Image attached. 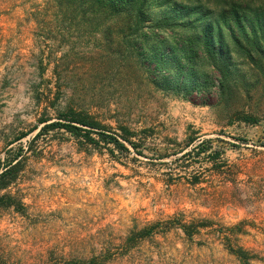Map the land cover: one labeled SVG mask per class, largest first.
<instances>
[{
    "label": "rangeland",
    "instance_id": "1",
    "mask_svg": "<svg viewBox=\"0 0 264 264\" xmlns=\"http://www.w3.org/2000/svg\"><path fill=\"white\" fill-rule=\"evenodd\" d=\"M124 2L152 33L104 63L86 8L0 0V160H22L0 191V264H241L211 232L231 227L264 264V0ZM69 110L126 150L43 129ZM173 219L208 227L139 238Z\"/></svg>",
    "mask_w": 264,
    "mask_h": 264
},
{
    "label": "trees",
    "instance_id": "2",
    "mask_svg": "<svg viewBox=\"0 0 264 264\" xmlns=\"http://www.w3.org/2000/svg\"><path fill=\"white\" fill-rule=\"evenodd\" d=\"M57 6L62 8H69L75 4L78 9L86 8L89 16L92 19H102L103 26V39H104V63H108L112 55L120 54L122 52L135 50L139 41L148 39L149 34L152 33V29H148L145 26L144 10L142 6L126 3L124 0H52ZM191 27V25H188ZM147 27V28H146ZM152 28V27H151ZM160 30L162 27L157 26ZM221 35L217 39H221ZM207 45L206 49L212 53L222 56L221 50H216L213 42L209 39L208 35L204 36ZM210 40V41H209ZM62 119L57 122L47 124L44 126V130H64L73 136H80L93 141L90 135L92 132H98L97 134L104 138H108L107 143H111L117 150H126L124 143H121L118 136L111 134L108 136L105 132V127L101 126L95 121L93 117L83 112H74L69 110L59 115ZM243 121L249 124L256 122L255 118L244 117ZM47 121L40 120V124ZM106 142V141H105ZM203 143L192 146L190 151L183 153L180 157L176 158V161L183 160L185 158L198 156L203 151ZM19 153H15L12 157L5 160H0V191L6 190L17 179V176L21 170L22 160H19ZM178 226L184 232V234L191 238L194 234L198 233L200 229L207 228L208 223L197 221L190 224L181 223L177 219L157 222L138 235L140 237H149L159 232H165L172 226ZM236 227L223 228L219 230H211L212 234H216L217 239L223 241L228 252L236 257L241 264H249L252 260L256 259V255L250 251L244 250L240 247L233 246L231 244V237L235 233ZM141 239V238H140Z\"/></svg>",
    "mask_w": 264,
    "mask_h": 264
}]
</instances>
